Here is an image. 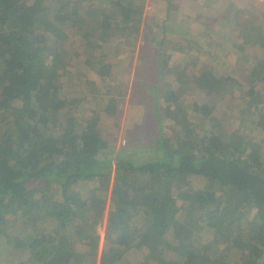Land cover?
Listing matches in <instances>:
<instances>
[{"label": "trees", "instance_id": "trees-1", "mask_svg": "<svg viewBox=\"0 0 264 264\" xmlns=\"http://www.w3.org/2000/svg\"><path fill=\"white\" fill-rule=\"evenodd\" d=\"M144 9L145 0H0V235L20 227L15 264H264V53L254 49L264 27L238 22L233 33L244 41L232 55L245 75L226 66L228 77L200 103L187 95L209 86L213 55L188 64L204 28L178 16L152 27ZM141 35L139 67L159 75L146 83L149 94L135 90L156 110V145L116 150L102 114H119V79L129 73L121 57L133 54ZM168 51L175 64L164 73ZM79 75L77 99L60 98L64 88L69 95L77 88ZM160 78L188 117H165L158 108ZM13 90L24 91L26 103L1 112ZM165 119L176 127L167 129ZM149 231L167 255L141 243ZM133 248L141 258H131Z\"/></svg>", "mask_w": 264, "mask_h": 264}, {"label": "rangeland", "instance_id": "rangeland-1", "mask_svg": "<svg viewBox=\"0 0 264 264\" xmlns=\"http://www.w3.org/2000/svg\"><path fill=\"white\" fill-rule=\"evenodd\" d=\"M144 10V17L150 18L152 27H155L161 19L167 18L169 20H174L178 16L184 25L189 26L190 24H196L197 26L200 25L204 28L202 34L199 35L198 43L193 48L195 51L194 57L189 60L190 63L188 64L194 66L198 64V61H204L209 56L213 55L214 60L212 59L213 62H211L212 64H209L205 75L209 86H206L207 88L205 87L206 90L193 89L192 86L190 93L187 95L191 101L200 103L209 99L211 93L210 88L212 90L218 88L219 85L223 83V80L228 77L227 70H225L226 66L233 68L237 75H245L243 70L236 67L237 58L232 55L234 48H240V45L242 46V42L244 41L242 40L243 38H238L233 33L239 25L238 22L244 18L248 22V25L253 24L264 27V0H145ZM240 28V26L237 28V32ZM191 29L196 32L193 27ZM46 36L47 34H43L41 39ZM233 40L234 43H232ZM142 42L143 37L141 35L133 54H126L128 58L126 56L121 57L123 64L127 62L126 66L121 67L122 69L129 71V73L126 77L119 79L125 89V96L119 100V114L112 119H108L104 113L102 114L104 131L109 135H114V133L117 135L115 140L116 150L120 147L127 146L130 150L137 151L139 146H143L141 144H145L146 146L156 145L155 138L159 131L156 121V110L147 105V98L144 99L140 97L139 92L135 90L138 86L145 87L146 83L152 81L154 83L155 77L159 75V70L149 64H144L143 62L141 67H139V58L145 57V54L140 53ZM117 46L118 44H116V47ZM254 49L256 51L262 50L264 53V38L260 41L259 48L254 47ZM80 50H82L81 55L83 57L91 56V49L81 47ZM164 54H166V56L163 65L167 66L164 73L169 70L171 72L174 67L173 65L175 64L172 59L175 57L172 51L165 52ZM129 55L132 56L129 57ZM74 62H76V65H78L79 68L82 67L81 58H76ZM225 62L226 65H224ZM118 63L122 65V62L119 61ZM233 63L235 65H231ZM188 65H185L186 68ZM148 71L151 72V78L147 77ZM55 75L56 72H54L53 76ZM94 76V74H90L88 77ZM78 78L81 84L79 83L77 88L72 87V89L68 91L71 93L70 95L67 93L66 88L62 90L65 91V93H60L58 92L59 90L57 87L58 96L60 98L67 97L68 99L76 100L77 98L73 96L75 93L77 94L78 91H82V82H84L85 79L80 75ZM236 81L237 83H240V81ZM157 82L161 88V95L157 106L160 110H165V117L170 116L172 119H179L184 116L188 117L186 107L178 104L179 98L176 92L172 90L167 93V90L169 89L168 80L166 78H160ZM145 88H147L149 94L151 91L150 88L148 86ZM222 98L223 97L219 99ZM153 99L154 97L152 95H148V101H153ZM89 100H91V102L89 104L88 101V108H95L92 94L90 95ZM223 100L224 102H230L229 99L226 101V97H224ZM20 102L26 103V93L22 90H13L11 94L3 100L1 112H5L10 105H16ZM81 102L83 103V100H81L80 103ZM230 103L233 104V102ZM234 104L242 105L238 100H236ZM190 105L191 104L188 106ZM59 122L61 124L66 122L65 115L60 114ZM163 122L167 129L176 127L168 119H165ZM250 127L251 123H248L249 130ZM261 136H264V132L262 131L260 133V137ZM151 148H153V146H151ZM199 186L200 183H194L191 185V190H199ZM79 192L81 195L86 196L84 189L79 188ZM101 195L107 199V207L103 222L98 225V232L101 236L100 250H102L104 244V229L110 201V191L102 193ZM19 230L20 227L16 226L7 230L3 235H0V259H2V264H15L21 260L19 257L20 254L16 249L18 247H23L22 235L19 234ZM151 236V231H149L148 235L141 241V243L145 242L151 248H154V252H156L154 254L157 257H160L163 254L165 255L166 252L164 250H159L156 247V244L152 243V240H150ZM141 256L142 252L138 248L132 249V259L137 260L141 258Z\"/></svg>", "mask_w": 264, "mask_h": 264}]
</instances>
